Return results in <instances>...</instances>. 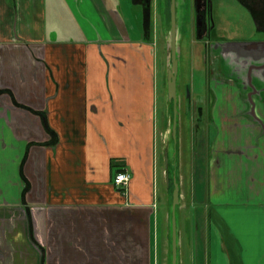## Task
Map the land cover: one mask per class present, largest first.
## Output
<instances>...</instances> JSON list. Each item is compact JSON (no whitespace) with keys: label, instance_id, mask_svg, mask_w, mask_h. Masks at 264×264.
Returning <instances> with one entry per match:
<instances>
[{"label":"crops","instance_id":"obj_1","mask_svg":"<svg viewBox=\"0 0 264 264\" xmlns=\"http://www.w3.org/2000/svg\"><path fill=\"white\" fill-rule=\"evenodd\" d=\"M133 2L137 26L124 0H0V264H170L169 58ZM219 67L210 122L178 116L177 264H264V124Z\"/></svg>","mask_w":264,"mask_h":264},{"label":"rangeland","instance_id":"obj_2","mask_svg":"<svg viewBox=\"0 0 264 264\" xmlns=\"http://www.w3.org/2000/svg\"><path fill=\"white\" fill-rule=\"evenodd\" d=\"M130 19L135 26L141 23L142 6L134 3L133 0H124ZM169 0H152L151 2V22L157 24L159 32L160 22L163 24V36L165 44L168 41L169 32ZM214 8V35L211 42L208 41V50L203 51L200 39H197L191 31V0H176V23H177V45H178V75L176 81V91L178 106L181 108V125H184V111H188L191 123L202 121L210 122L207 115H199L197 110L208 111L214 104L216 94L214 89L227 87L221 84L219 66L226 65V77L233 81L231 86L236 88L241 98H244L246 105H249L245 116L258 119L263 125L264 119L257 114L255 104L260 99L264 102V31L256 30L254 19L251 18L247 10L235 0H215ZM213 43L217 47L209 46ZM240 47L244 52L240 53ZM257 50H262L258 54ZM158 69L157 71V100L156 110L160 124L161 111L164 109L167 100L166 80L161 67V51L158 49ZM209 63V65L207 64ZM202 64V66H201ZM220 64V65H219ZM169 66V61H168ZM221 69V68H220ZM165 81V82H164ZM165 83V85H164ZM234 88V89H235ZM244 104V105H245ZM194 111V116L192 115ZM180 114V109H178ZM260 116V117H259ZM167 131L162 145L168 146V164L165 167L164 154L159 157L162 168L169 171V175H175L172 161L174 153V142L171 138V105L167 109ZM193 126V125H191ZM158 127V126H157ZM192 128V127H191ZM259 139H264V125L258 130ZM192 139L188 136V139ZM178 140V136H177ZM173 144V145H172ZM160 150V147L159 149ZM160 167V166H159ZM166 186V177H162V187ZM160 180L158 191L160 195ZM163 206V205H162Z\"/></svg>","mask_w":264,"mask_h":264},{"label":"water","instance_id":"obj_3","mask_svg":"<svg viewBox=\"0 0 264 264\" xmlns=\"http://www.w3.org/2000/svg\"><path fill=\"white\" fill-rule=\"evenodd\" d=\"M169 32L166 52L169 58V66L166 69V92L167 100L171 104V138L174 144L177 142L178 133V97L176 91V81L178 75V45H177V23H176V0H169ZM165 167L168 164L167 150H164ZM166 184L170 183L169 171H165ZM173 189L171 193V226H170V245L171 260L170 264H177V229H176V206L179 203V183L172 177Z\"/></svg>","mask_w":264,"mask_h":264},{"label":"flooded vegetation","instance_id":"obj_4","mask_svg":"<svg viewBox=\"0 0 264 264\" xmlns=\"http://www.w3.org/2000/svg\"><path fill=\"white\" fill-rule=\"evenodd\" d=\"M145 7H148L151 0H139ZM215 0H191V31L200 39L204 50L209 49L208 41L214 35L215 23H214V8L213 3ZM241 4L251 18L254 19L256 30L264 31V0H235ZM261 32V31H259ZM211 42V41H209ZM209 46L217 47L213 43ZM244 48L240 47L239 52H244ZM258 54L262 53V50H257ZM209 65V63H207Z\"/></svg>","mask_w":264,"mask_h":264},{"label":"built area","instance_id":"obj_5","mask_svg":"<svg viewBox=\"0 0 264 264\" xmlns=\"http://www.w3.org/2000/svg\"><path fill=\"white\" fill-rule=\"evenodd\" d=\"M131 174L128 170L122 169L115 173L113 177V185L120 189L122 192H125L130 181Z\"/></svg>","mask_w":264,"mask_h":264},{"label":"trees","instance_id":"obj_6","mask_svg":"<svg viewBox=\"0 0 264 264\" xmlns=\"http://www.w3.org/2000/svg\"><path fill=\"white\" fill-rule=\"evenodd\" d=\"M145 22H146V25H147L148 24V9L147 8H146V12H145Z\"/></svg>","mask_w":264,"mask_h":264}]
</instances>
